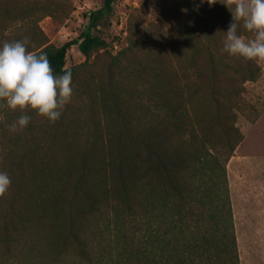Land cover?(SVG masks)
<instances>
[{"label": "trees", "instance_id": "16d2710c", "mask_svg": "<svg viewBox=\"0 0 264 264\" xmlns=\"http://www.w3.org/2000/svg\"><path fill=\"white\" fill-rule=\"evenodd\" d=\"M114 1L90 11L76 39L55 46L38 23L67 17L70 0H0V39L31 20L9 42L27 38L29 51L47 53L55 75L70 70L73 91L81 88L89 102L83 138L75 132L63 143V166L37 145L26 150V139L23 151L4 157L11 184L0 197V239L24 221H46L50 241L80 244L86 264H240L226 164L243 140L236 118L245 84L260 78L264 61L222 51L232 22L224 0H188L185 22L162 13L155 32L130 30L112 55L91 29ZM238 33L252 36L242 26ZM73 45L85 61L65 68ZM100 217L113 219L118 244L93 258L85 233Z\"/></svg>", "mask_w": 264, "mask_h": 264}, {"label": "rangeland", "instance_id": "374dc122", "mask_svg": "<svg viewBox=\"0 0 264 264\" xmlns=\"http://www.w3.org/2000/svg\"><path fill=\"white\" fill-rule=\"evenodd\" d=\"M70 1L73 10L67 17L64 19L44 17L38 23L50 43L55 46L76 39L88 28L87 15L90 11L100 9L105 2V0ZM186 1L188 0H115L113 12L104 17L91 32L105 39L106 51L116 55L126 47L130 30L131 34L139 36L155 32L153 23L162 21V13L177 16L179 23L185 22ZM32 24L31 20H27L21 27L12 25L6 37L0 39V47L4 42L11 41L14 35L25 34L26 27ZM84 61L85 56L76 45H73L67 53L65 68L77 66ZM260 65L261 76L257 81L245 84V104L243 109L237 112L236 126L243 134V140L226 164L240 264H264L263 259L254 263V247L256 246L257 251L260 250V245L258 246L256 242L258 237L254 238V164L258 161L264 163V134L254 131V121L260 116L264 117V62ZM16 111L20 110L0 108V172L3 171L2 161L10 150L17 153L25 149V146H20L22 139L30 143L26 150L27 147L29 151L37 145L34 147L37 152L57 156L59 164L63 166V143L72 140L75 132L79 133V138L80 136L83 138L89 120V102L81 88L73 91L71 102L65 106L59 124L49 122L47 118L37 115L32 110L29 112L28 128L13 131L9 126L20 117L15 115ZM96 113L99 119L101 116L99 109ZM259 126L264 127V123ZM259 178L264 179V172L259 174ZM44 222L24 221L20 225V231L12 233L8 241L3 242L0 239V264H86V257L80 253V244L73 243L62 248L53 240L50 241L48 238L50 227L46 221ZM92 223L94 225H88L85 233L87 235L85 246L94 258L104 253L105 249L116 247L118 244L116 239L119 237L112 218L100 217L97 219L98 225L94 220ZM131 227L128 229L131 230ZM59 251L61 254L57 255Z\"/></svg>", "mask_w": 264, "mask_h": 264}, {"label": "clouds", "instance_id": "9594fccd", "mask_svg": "<svg viewBox=\"0 0 264 264\" xmlns=\"http://www.w3.org/2000/svg\"><path fill=\"white\" fill-rule=\"evenodd\" d=\"M200 2L212 6L218 0ZM223 4L230 11L232 22L224 32L222 51L245 60L264 61V0H224ZM241 26L253 38L239 34ZM29 43L24 38L4 42L0 47V108L30 109L55 123L71 102L72 73L64 70L63 75H55L47 53L29 51ZM29 122V116L21 115L9 127L23 130ZM10 184L8 174L0 172V197L5 196Z\"/></svg>", "mask_w": 264, "mask_h": 264}, {"label": "crops", "instance_id": "0c3cea01", "mask_svg": "<svg viewBox=\"0 0 264 264\" xmlns=\"http://www.w3.org/2000/svg\"><path fill=\"white\" fill-rule=\"evenodd\" d=\"M264 123V117L260 116L254 121V131L264 134V127L259 124ZM264 172V163L258 161L254 164V238L262 246L260 250L254 247V263L264 260V179L259 178V174ZM255 242V239H254Z\"/></svg>", "mask_w": 264, "mask_h": 264}]
</instances>
